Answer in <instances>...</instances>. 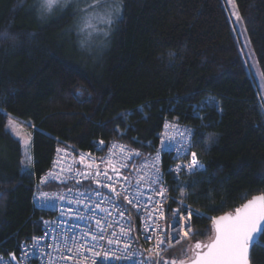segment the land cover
<instances>
[{
	"label": "trees",
	"instance_id": "1",
	"mask_svg": "<svg viewBox=\"0 0 264 264\" xmlns=\"http://www.w3.org/2000/svg\"><path fill=\"white\" fill-rule=\"evenodd\" d=\"M32 1L0 0V254L39 232L46 213L33 198L58 146L88 150L101 138L153 150L167 119L193 128L206 169L170 180V207L183 199L203 214L196 242L211 237L210 218L264 193V114L223 0H123L98 58L85 55L72 10L41 21ZM236 3L264 76V0ZM9 115L34 125L30 171ZM188 241L164 260L180 264ZM251 261L264 264V247Z\"/></svg>",
	"mask_w": 264,
	"mask_h": 264
},
{
	"label": "built area",
	"instance_id": "2",
	"mask_svg": "<svg viewBox=\"0 0 264 264\" xmlns=\"http://www.w3.org/2000/svg\"><path fill=\"white\" fill-rule=\"evenodd\" d=\"M166 124L169 127H165ZM188 130L192 133L191 151L195 152L193 128L177 119L165 121L158 146L153 150L132 146L122 140L107 142L101 138L88 150L58 146L49 169L38 179L33 198L35 206L46 213L41 217L40 230L21 244L15 260L11 259V254L1 253L0 264H146L149 256L158 260L191 239L195 234L179 242L171 240V246H167L168 234L177 227L173 212L176 209L184 212V207H170V180L189 176L181 173L177 179L172 171L177 164H187L191 159L190 155L184 154L178 160L174 150ZM100 141L104 142L103 146ZM136 152L140 155H135ZM197 158L204 165L198 155ZM123 164L128 167H122ZM157 169L162 187L167 189L164 197L155 192L161 185L152 184L148 179L155 176ZM142 176L145 180H140ZM97 180L100 185L112 184L121 193L120 197L117 198L109 188L99 187ZM96 191L102 196L95 195ZM43 193H48V197ZM128 199L133 203L129 204ZM97 203L106 211L97 209ZM195 216L191 218L192 233H195ZM182 223L181 237L183 231L188 230L187 223ZM101 234L104 239H99ZM93 235L98 239L93 240ZM33 238H39L38 246ZM158 239H166V244L159 246L163 251L157 249ZM108 240L113 243L109 244ZM73 241L83 247L68 251L73 247ZM149 249L154 251L149 253ZM94 252H99L100 256H95ZM160 264H163L162 260Z\"/></svg>",
	"mask_w": 264,
	"mask_h": 264
},
{
	"label": "snow or ice",
	"instance_id": "3",
	"mask_svg": "<svg viewBox=\"0 0 264 264\" xmlns=\"http://www.w3.org/2000/svg\"><path fill=\"white\" fill-rule=\"evenodd\" d=\"M228 3L233 5L234 9L236 8L235 0H228ZM81 4H83L82 7ZM72 5H75L78 10L84 14V23L81 26V31H84L87 28H92L93 25L90 23L89 18L97 16L101 12L103 13V22L110 26L113 15H118L122 10V0H41L39 12L41 17H44L45 15L53 14L54 9L63 11ZM233 15H235L237 21L242 19L238 11L234 10ZM16 124V121L9 119L8 126L10 129L16 126ZM165 127H169V125L166 124ZM191 136V130H188V134L183 136V141L177 142V147L174 149L177 152L176 158L178 160L181 159L184 154L191 156V159L187 164H177L176 168L172 170L177 179H179L181 173L192 176L200 173L201 170L206 171L204 165L198 160L197 154L191 151L193 146ZM208 141L214 142V138L210 135L208 136ZM103 143V141H100V146H103ZM134 154L137 156L140 155L138 152ZM128 158L130 159L131 157ZM158 159L159 153H157V160ZM121 166L128 167L126 164ZM113 170H116L115 167ZM100 174L101 173H96V175ZM125 179L127 178L125 177ZM148 179L152 184L161 185L155 189V192L164 197L167 193V189L162 187L159 170H156L154 177ZM140 180H145V177H140ZM137 183H139V181H137ZM97 185L99 187L109 188L112 193H115L117 198L121 195L112 184L100 185V182L97 180ZM177 191L180 192L182 197L191 195L190 193H185L182 186H178ZM94 194L102 196L99 191H96ZM48 195V193H43V196L46 198ZM60 199H63V197H60ZM125 199H127V196H125ZM77 203H79V201H77ZM128 203L132 204L133 201L128 199ZM179 203L184 207V212L182 213L180 209H176L173 212L177 227L174 228L173 233L168 234L167 236L168 247L171 246V240L179 242L182 238H190V235H194L195 233L191 232V218L194 214L198 216L203 215L198 209L193 210L190 205L185 204L183 199H181ZM114 207L119 208V205H114ZM96 208L100 209V203L96 204ZM100 210L106 211V209ZM69 211L72 210L69 209ZM121 215H123L122 212ZM79 218L83 219V217ZM210 219H212L213 224L215 225V237L210 243L203 244L201 242H196L185 250V256L190 261V264H250V250H254L257 247H264V195L256 196L241 207L236 208L235 215L227 214ZM182 222H186L188 226V230L183 231V237H181V231L184 227ZM96 224L99 225L100 221L97 220ZM100 231L103 233V228H101ZM161 231L163 232V230ZM47 236L48 233L46 232L45 237ZM33 239L37 240L38 246L39 238ZM92 239L97 240L98 237L93 235ZM99 239H104V236L101 234ZM108 243L111 244L113 241L108 240ZM165 244L166 239H158L157 249H159L160 245ZM82 247L83 245H76L75 241H73V247L69 248L68 251L71 252L73 251V248L78 250ZM159 250L163 251L164 249ZM88 251H92V249H88ZM148 251L149 253H152L154 250L149 249ZM94 255L100 256V253L94 252ZM106 256L107 253H105V258ZM11 259H16L15 254H11ZM161 260H163V264H169V262L164 260L163 257H160L158 260H153L151 256L146 258V264H160ZM172 264H175V261H172ZM180 264H185V262L181 261Z\"/></svg>",
	"mask_w": 264,
	"mask_h": 264
},
{
	"label": "rangeland",
	"instance_id": "4",
	"mask_svg": "<svg viewBox=\"0 0 264 264\" xmlns=\"http://www.w3.org/2000/svg\"><path fill=\"white\" fill-rule=\"evenodd\" d=\"M40 3L41 0H33L31 4H29V10L33 13L34 16L39 18V20L41 21H46L47 19L49 20L55 17H59L61 15H64L67 11H71V10L76 14V19L74 18V21L72 20L73 22L72 28L76 30L78 41L81 44L83 51L88 58H98L105 51L110 36L113 30L115 29L117 22L122 17V11H123V0H122V10L118 15L117 14L113 15L112 23L110 26L103 22L102 19L103 13L101 12L97 16H92L89 18L90 23L93 25L92 28H87L84 31H81V26L84 23V14L80 12L75 5H72L69 8L64 9L63 11L54 9L53 14L45 15L44 17H41L39 12ZM223 3L227 11L229 20L231 22L232 30L236 38V41L239 45L246 68L248 69L257 87L260 107L264 114V76L260 68L254 47L248 36V32L245 27L243 19L237 21L235 15H233V11L235 10L239 12V15L241 17L236 0H235V4H236L235 9L233 8V5L228 3V0H223ZM82 6L83 4H81V7ZM208 101L211 103L215 102L212 97H210ZM9 119H12L17 122L16 126H14L11 129L8 126ZM7 128L22 143L24 168L26 169V171L32 170L33 162H34V156H33L34 125L32 121L19 119L15 116L9 115ZM195 242L196 240L191 238V240L188 241L183 246L184 248L182 251L181 258H185V260H187V257L185 256V250L188 249L190 246L194 245Z\"/></svg>",
	"mask_w": 264,
	"mask_h": 264
},
{
	"label": "water",
	"instance_id": "5",
	"mask_svg": "<svg viewBox=\"0 0 264 264\" xmlns=\"http://www.w3.org/2000/svg\"><path fill=\"white\" fill-rule=\"evenodd\" d=\"M259 195H264V193H260V194L254 195L253 197H251L250 199H248L245 203H247L249 200H251V199H253L254 197L259 196ZM245 203H243V204H245ZM243 204H242V205H243ZM227 214H233V215H235V211H234V212H231V213H225V214H222V215H220V216L227 215ZM218 217H219V216H218ZM215 234H216V233H215V225H214L213 222H212V235H211V237H210L207 241L202 242V243H203V244L210 243L211 240L214 239ZM251 254H252V250H250V256H249L250 264H252V261H251ZM184 262H185V264H190V261H189L188 259H187V260H184Z\"/></svg>",
	"mask_w": 264,
	"mask_h": 264
}]
</instances>
